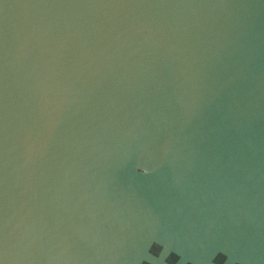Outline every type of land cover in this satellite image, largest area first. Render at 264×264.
<instances>
[{"label": "water", "instance_id": "1", "mask_svg": "<svg viewBox=\"0 0 264 264\" xmlns=\"http://www.w3.org/2000/svg\"><path fill=\"white\" fill-rule=\"evenodd\" d=\"M0 264H264V0H0Z\"/></svg>", "mask_w": 264, "mask_h": 264}]
</instances>
